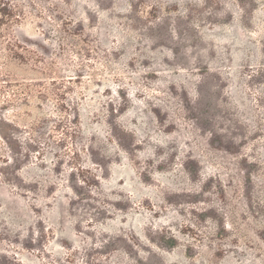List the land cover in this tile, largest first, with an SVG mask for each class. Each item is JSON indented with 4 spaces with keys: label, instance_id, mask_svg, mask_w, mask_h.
Segmentation results:
<instances>
[{
    "label": "rangeland",
    "instance_id": "rangeland-1",
    "mask_svg": "<svg viewBox=\"0 0 264 264\" xmlns=\"http://www.w3.org/2000/svg\"><path fill=\"white\" fill-rule=\"evenodd\" d=\"M0 264H264V0H0Z\"/></svg>",
    "mask_w": 264,
    "mask_h": 264
}]
</instances>
